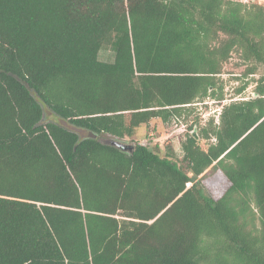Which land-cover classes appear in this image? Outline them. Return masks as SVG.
<instances>
[{"label":"trees","instance_id":"1","mask_svg":"<svg viewBox=\"0 0 264 264\" xmlns=\"http://www.w3.org/2000/svg\"><path fill=\"white\" fill-rule=\"evenodd\" d=\"M235 53L255 95L207 149L124 142L222 103ZM0 264H264V5L0 0Z\"/></svg>","mask_w":264,"mask_h":264},{"label":"rangeland","instance_id":"2","mask_svg":"<svg viewBox=\"0 0 264 264\" xmlns=\"http://www.w3.org/2000/svg\"><path fill=\"white\" fill-rule=\"evenodd\" d=\"M260 4L264 5V0H255ZM115 53L110 48H103L100 51L99 57L104 61H113ZM240 63L238 54L235 53L231 61L226 65V73L223 74L225 78L226 85V99L220 103L218 101L212 100L210 98L206 99L205 102L198 103L196 108L192 111L189 117L181 118L180 120L174 119L169 123H164L161 119H153L148 125H142L137 129L136 134L132 139H126L124 142L131 144L132 140L149 144L150 148L158 150L161 154H164L168 147L173 148L177 156L182 157L181 141L186 136L187 133L192 132L191 126L195 124V133L198 134L197 124H204L210 117H215L218 119L222 104L227 103L233 99L238 98H250L255 95V83L252 81L251 85L239 96L234 95L235 89L240 85V81L234 79L235 76H240L244 69V65H238ZM258 78L260 73L253 75ZM47 116H51L53 119L57 120L58 117L55 114H51L47 109ZM199 121V122H198ZM66 126H69L66 122L60 120ZM108 138V137H106ZM200 139V138H199ZM149 141H152L150 143ZM201 146L204 149L208 148L209 140L200 139ZM190 184L188 185V187ZM254 208V204L252 203ZM255 209V208H254ZM254 223L259 226L260 220L258 214H252Z\"/></svg>","mask_w":264,"mask_h":264},{"label":"water","instance_id":"3","mask_svg":"<svg viewBox=\"0 0 264 264\" xmlns=\"http://www.w3.org/2000/svg\"><path fill=\"white\" fill-rule=\"evenodd\" d=\"M195 137L198 139L199 138V135L195 133ZM115 144V143H113ZM118 146H121L122 144L121 143H116Z\"/></svg>","mask_w":264,"mask_h":264},{"label":"built area","instance_id":"4","mask_svg":"<svg viewBox=\"0 0 264 264\" xmlns=\"http://www.w3.org/2000/svg\"><path fill=\"white\" fill-rule=\"evenodd\" d=\"M242 1L245 2V3H249V2H251L253 0H242ZM258 1H260V0H258Z\"/></svg>","mask_w":264,"mask_h":264}]
</instances>
